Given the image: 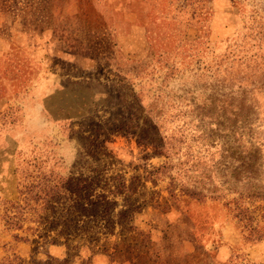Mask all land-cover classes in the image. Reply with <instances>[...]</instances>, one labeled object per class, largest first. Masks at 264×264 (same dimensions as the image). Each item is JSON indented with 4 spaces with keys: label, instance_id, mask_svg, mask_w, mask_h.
Returning a JSON list of instances; mask_svg holds the SVG:
<instances>
[{
    "label": "rangeland",
    "instance_id": "1",
    "mask_svg": "<svg viewBox=\"0 0 264 264\" xmlns=\"http://www.w3.org/2000/svg\"><path fill=\"white\" fill-rule=\"evenodd\" d=\"M0 264H264V0H0Z\"/></svg>",
    "mask_w": 264,
    "mask_h": 264
},
{
    "label": "crops",
    "instance_id": "2",
    "mask_svg": "<svg viewBox=\"0 0 264 264\" xmlns=\"http://www.w3.org/2000/svg\"><path fill=\"white\" fill-rule=\"evenodd\" d=\"M36 83H42L41 79H40V78H38V79L36 80ZM43 85H46V84H45V83H43Z\"/></svg>",
    "mask_w": 264,
    "mask_h": 264
}]
</instances>
